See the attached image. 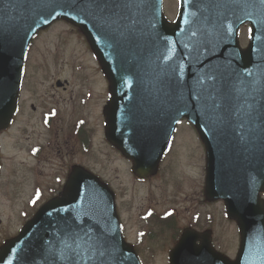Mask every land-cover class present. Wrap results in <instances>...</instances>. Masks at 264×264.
I'll return each instance as SVG.
<instances>
[{
  "label": "water",
  "instance_id": "obj_1",
  "mask_svg": "<svg viewBox=\"0 0 264 264\" xmlns=\"http://www.w3.org/2000/svg\"><path fill=\"white\" fill-rule=\"evenodd\" d=\"M57 19L80 28L108 77L105 134L138 178L156 173L181 118L197 129L207 152L205 195L222 199L240 234L234 260L209 241L201 264H264V121L255 151L230 153L220 143L224 80L264 73V0H179L174 22L162 0H0V130L15 111L30 39ZM244 23L250 39L242 49ZM186 238L171 264H198L183 252ZM0 264L140 263L121 235L111 190L74 167L59 196L0 246Z\"/></svg>",
  "mask_w": 264,
  "mask_h": 264
},
{
  "label": "flooded vegetation",
  "instance_id": "obj_2",
  "mask_svg": "<svg viewBox=\"0 0 264 264\" xmlns=\"http://www.w3.org/2000/svg\"><path fill=\"white\" fill-rule=\"evenodd\" d=\"M55 24L39 32L28 48L17 109L10 125L15 144L27 155L32 196L37 198L56 195L75 164L93 171L81 159V156L90 158L95 151L97 132L92 112H98L101 119V141L112 148L104 136V109L110 96L108 83L98 68L104 86L96 96L80 60L79 48L82 46L96 61L86 39L74 26L61 22L63 27L60 29L59 25V31L40 40ZM246 44L247 41L242 46ZM222 91L223 142L252 152L243 145L254 141L259 119L264 120V73L257 70L254 74L241 73L230 82L224 80ZM216 203L219 202L213 204ZM209 204L201 191L199 198L181 199L178 208L156 210L150 204L143 209L142 225L134 243L140 258L145 253L155 256L156 251L164 250L167 262L169 251L185 229L198 235L211 231L214 248L222 252L209 220ZM201 240L202 237L198 238L194 245H201ZM193 254L198 256L200 249L196 248Z\"/></svg>",
  "mask_w": 264,
  "mask_h": 264
},
{
  "label": "rangeland",
  "instance_id": "obj_3",
  "mask_svg": "<svg viewBox=\"0 0 264 264\" xmlns=\"http://www.w3.org/2000/svg\"><path fill=\"white\" fill-rule=\"evenodd\" d=\"M176 10L177 0H164V13L168 19L175 17ZM59 25L60 29L63 27L62 24L55 25L50 31L42 34L40 40L53 36ZM241 32L242 41L246 37V28ZM60 48L64 49V46ZM78 54L85 71L89 74L91 87L96 96H99L104 84L98 74V64L89 57L82 46ZM90 115L97 132L95 151L90 158L81 156V159L90 164L93 171L115 191L124 236L128 241L135 243L138 229L142 225L140 213L150 204L156 210L178 208L181 199L200 197L204 176V164L202 167L204 154L202 144L190 126L187 127L184 123L179 126L175 136L177 138H174L161 172L153 179L140 182L132 175L130 163L115 149L109 148L101 141L99 113L92 112ZM14 135L11 128L0 137V242L12 235L37 205L36 199V205L31 203L32 183L27 168L28 158L23 149L15 144ZM184 138L188 140L183 141ZM207 211L217 246L229 256H234L239 241L235 223L225 217L223 204L210 203ZM141 260L143 264H168L164 250L156 251L155 256L145 253Z\"/></svg>",
  "mask_w": 264,
  "mask_h": 264
},
{
  "label": "snow or ice",
  "instance_id": "obj_4",
  "mask_svg": "<svg viewBox=\"0 0 264 264\" xmlns=\"http://www.w3.org/2000/svg\"><path fill=\"white\" fill-rule=\"evenodd\" d=\"M90 259H91V257H90Z\"/></svg>",
  "mask_w": 264,
  "mask_h": 264
}]
</instances>
